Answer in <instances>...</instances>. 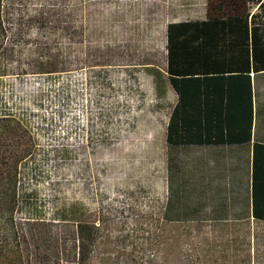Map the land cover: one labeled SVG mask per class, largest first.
I'll return each mask as SVG.
<instances>
[{
    "label": "rangeland",
    "instance_id": "obj_1",
    "mask_svg": "<svg viewBox=\"0 0 264 264\" xmlns=\"http://www.w3.org/2000/svg\"><path fill=\"white\" fill-rule=\"evenodd\" d=\"M205 1L3 0L19 72L1 78L0 105L31 144L7 248L51 263L81 242L84 264H264V221H179L168 204L156 70L168 19Z\"/></svg>",
    "mask_w": 264,
    "mask_h": 264
},
{
    "label": "crops",
    "instance_id": "obj_2",
    "mask_svg": "<svg viewBox=\"0 0 264 264\" xmlns=\"http://www.w3.org/2000/svg\"><path fill=\"white\" fill-rule=\"evenodd\" d=\"M206 6L168 19L164 65L156 70L165 110L159 136L167 149L168 204L179 221L262 222L264 69L245 70V60H254L244 51L246 40L217 37L214 50L194 57L189 70L167 71V23L205 18ZM257 26L255 59L261 61L264 22ZM248 45L251 51L250 38Z\"/></svg>",
    "mask_w": 264,
    "mask_h": 264
},
{
    "label": "trees",
    "instance_id": "obj_3",
    "mask_svg": "<svg viewBox=\"0 0 264 264\" xmlns=\"http://www.w3.org/2000/svg\"><path fill=\"white\" fill-rule=\"evenodd\" d=\"M255 4L258 10L252 11ZM206 5L205 18L167 23V71L170 75L189 70L188 66L195 62L193 58L212 52L213 40L221 36L243 37L246 40L243 45L245 53L248 55L251 52L254 58L251 62L245 60V70H249L250 66L255 70L264 69V60L255 59L254 45L257 23L264 22V0H206ZM13 19L12 9L6 8L3 0H0V81L3 76L19 72L16 71L17 67L12 58L17 32V28L11 30ZM262 32L264 33V30ZM248 38L251 41V51ZM179 65L183 69H179ZM56 67V62L51 59H41L35 64L39 71H52L56 70ZM21 130L19 117L11 112L10 108L0 105V236L5 237L10 236L5 232L7 229L15 228L12 212L16 206L18 164L31 152L29 142L22 146V136H19ZM75 220L77 236H82L84 224L77 218ZM78 247L77 250L67 252L63 262L56 258L51 263L44 258L35 260L27 252L28 249L12 251L7 248L5 242H0V264H84L83 243L79 242Z\"/></svg>",
    "mask_w": 264,
    "mask_h": 264
}]
</instances>
